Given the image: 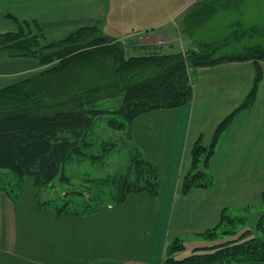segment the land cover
<instances>
[{
  "label": "crops",
  "instance_id": "crops-1",
  "mask_svg": "<svg viewBox=\"0 0 264 264\" xmlns=\"http://www.w3.org/2000/svg\"><path fill=\"white\" fill-rule=\"evenodd\" d=\"M202 1L210 2V0H0V32L15 30L16 21H35L38 30L46 39H58L79 28L94 24H98L102 34H105L103 29L107 24L106 20L110 16L117 17L122 13L124 35L110 37L121 41L124 39V47L132 53L131 55L164 53V50L172 48L173 42L180 36L182 30L184 32L186 30L189 39L197 40V43L200 40L196 37L198 28L218 17L220 12L235 10V13L229 16L231 21H228V25L238 22L246 28L243 30L257 29L264 34V10L260 13L252 9L256 2L264 3V0H213L227 5H218L215 12L189 31L185 24L186 17ZM231 2L233 7H228ZM258 31H255L254 35L248 34L240 38L239 40L247 39L245 42L247 45L243 46L241 51L230 55L239 54L250 46H264L254 40ZM225 32L222 29V33L201 41L218 42L227 37L223 35ZM180 47L181 52L187 50L184 45ZM259 65L261 78L254 100L248 107L238 109L253 86L255 64L251 59L229 60L200 66L190 71L192 86L190 102L174 108L142 113L132 121L130 125L132 131L140 129L144 134L152 130L154 135H161L162 130H169L163 161L166 166L162 176L156 169V194L140 190L129 193L124 199L125 203L135 197L138 208L142 202L151 203L149 239L144 238L145 224L141 222L144 215L141 213L139 217V212L138 221H124V239L117 241L109 236L112 234L110 231L107 232L112 229L111 224L108 227L107 224L99 226L81 224L80 216L91 213L96 216L102 208L85 214L61 213L56 214V219L69 216L66 222L76 225L74 234H80L86 239L85 243L92 245L96 251L99 246L100 254L83 260L79 255L68 257L61 252L56 254V261L24 259L14 262L0 259V264H162L168 246L174 238H179L182 242L184 234L205 237L203 233L216 227L221 214L226 213L228 208L248 210L263 207L264 61H260ZM41 67L39 62L31 57H0V89L32 75ZM233 113L231 121L219 134L208 162L206 170L212 175V184L206 187H192L186 194H182L180 192L182 178L190 168L194 143L199 140L203 146H208L217 125ZM153 165L155 166L154 163ZM47 206L40 208L45 209ZM106 208L111 209L112 205ZM86 229L95 231L89 233ZM46 231L47 229H44L43 233ZM89 235L92 237L89 238ZM117 250L124 251V258L113 255ZM234 264L264 262L242 261Z\"/></svg>",
  "mask_w": 264,
  "mask_h": 264
},
{
  "label": "rangeland",
  "instance_id": "rangeland-1",
  "mask_svg": "<svg viewBox=\"0 0 264 264\" xmlns=\"http://www.w3.org/2000/svg\"><path fill=\"white\" fill-rule=\"evenodd\" d=\"M218 5L226 6L227 3H216L213 0H210V2L202 1L197 8L193 9L185 21L189 31L215 12ZM228 7H233L232 2ZM252 9L261 13L264 10V3L261 1L256 2ZM233 12L235 13V10L220 12L218 17H214V19L198 28L196 37L200 40L197 43V40L191 41L189 39L186 30L185 32L182 30L180 36L173 42L172 48L164 50V53L166 51L181 52L180 45H184L186 49L195 48L198 44L209 42L201 41V39H207L212 35L216 36L220 32L222 33V29L226 31L225 34L223 33L224 36L233 33V37L236 38L228 40L226 44H222L215 49L210 58L227 57L230 53L241 51L242 47L247 45L245 43L247 39H239L244 35H254L255 31L258 30L249 29L245 31L243 29L246 28H243L238 22L232 23L231 26L228 25V21H231L229 16ZM106 21L107 24L103 29L106 35L113 37L124 35V14L121 13L117 17L110 16ZM31 31L33 33L40 32L33 25ZM95 33L97 32L89 31L78 36L77 39H84L87 36H93ZM258 33L254 40L264 45V34H261V31H258ZM77 39L58 42L57 46H49L48 49L60 50L61 55L41 65L42 67L32 74L38 76L34 81L25 85V89L19 90V93L15 96L16 100L13 99L12 102H16L18 106H30L31 102L37 98H42L50 103L61 102L70 94L83 88L110 81L112 71L120 64L102 54V44L92 42L82 47L78 43H73V40ZM114 39L120 41L124 46V39L122 41L117 38ZM72 44H76V46H72ZM74 48L75 50H73ZM126 54L131 55L132 53L126 50ZM120 70H122V67ZM41 72L42 74H40ZM120 101V95L103 98L95 103V107L113 109L119 105ZM106 120L107 118L104 115L94 121L91 128L83 136L80 150L70 155L50 186L41 191L40 202L46 200L50 204L45 209L40 208V205L36 208V187L32 176L18 177L6 169H0V259L14 262L24 259L56 261V254L64 252V256L79 255L84 260L100 254L99 246L96 251L92 245L85 243L86 239L81 237L80 234H74L76 225L66 222V220H69L67 219L70 218L69 216H61V219H56L57 213L53 207L60 206L62 203L66 205V210L70 212L74 210L83 211L84 206H88V209L89 206L94 205L99 206V209L102 208L96 216L91 212H88L91 213L90 215L80 216L81 224H83L82 226L89 223L97 224V226L107 224V227L111 224L112 229L107 230V232L110 231L112 234L109 236H112L111 238L116 241L124 239V221L136 222L138 221V212L139 217L142 213L144 218L141 222L145 224L146 230L144 238L145 240L150 238L151 203L142 202L143 204L141 203L138 208L135 197L130 198L125 203L124 200L115 203L113 198L116 195L119 177L124 176L131 165L130 158L134 161L137 158L135 151L133 150V153L130 148H135L139 156L151 165L154 163L155 166H153L158 169L159 175L162 176L166 166L163 161L167 150L165 146L167 145L169 130H162L161 135H154L151 130L147 132V136L140 129L132 131V127H130L132 122L125 130H114L106 124ZM149 123L152 124L153 122ZM143 135L145 136L143 137ZM133 160L132 164L134 165ZM131 176V179L134 180L136 175L133 173ZM65 178L67 181L64 180ZM161 183L163 184L164 181ZM108 205H112V208L107 209L106 206ZM141 207H144V209ZM226 213L231 216L243 217L241 222L236 219L235 224L229 226L227 223L221 228L222 230L227 228L229 231H234L233 233H224L219 229L213 238L184 234L182 238L184 248L170 252L172 257L176 259L183 258L193 252L202 251L201 249H194L195 247L209 246L232 239L238 237L244 231L243 237L246 238L263 234V231L258 229L257 223L261 214L264 213V206L248 210L228 208ZM81 228L85 229L84 227ZM44 229H47L46 233H43ZM86 231L92 233L95 230L91 232L86 229ZM69 233L71 236L68 235ZM45 235L46 237H44ZM91 237L92 235H89V238ZM43 238L47 239L44 240ZM113 255L124 258V251L117 250ZM223 264L232 263L226 262Z\"/></svg>",
  "mask_w": 264,
  "mask_h": 264
},
{
  "label": "trees",
  "instance_id": "trees-1",
  "mask_svg": "<svg viewBox=\"0 0 264 264\" xmlns=\"http://www.w3.org/2000/svg\"><path fill=\"white\" fill-rule=\"evenodd\" d=\"M16 24L15 30L0 32V57H31L43 65L62 53L58 49H48L49 46H57L58 42L77 39L83 33L94 31L97 33L93 36L73 40V43H78L82 47L92 42L102 44V54L120 64L112 71L110 81L83 88L70 94L61 102L50 103L42 98L35 99L30 106H18L16 102H12L13 99L16 100L15 96L19 90L25 89L24 86L34 81L38 75H30L0 89V169H6L18 177L32 176L36 187L35 204L37 206L50 205L46 200L40 202L41 191L50 186L70 155L80 150L84 134L97 118L105 115L106 124L111 129L125 130L129 123L142 113L174 108L190 102L192 98L190 71L200 66L229 60H253L254 83L238 109L252 104L261 78L259 62L264 61V46L254 45L245 48L239 54L210 58L215 49L226 44L228 40L236 38L233 37V33L218 42H203L184 52L127 55L120 41L114 38L111 42L98 39L101 32L97 24L79 28L59 39L49 40L41 32L31 31L32 25L38 30L35 21H16ZM121 67L124 71L120 70ZM117 95H120L121 101L116 108L95 107L98 100ZM234 113L217 125L208 146H203L199 140L194 143L190 168L182 178L180 188L182 194H186L192 187H206L212 184V175L206 171L208 162L214 152L219 134L231 121ZM130 150L133 153L135 151L137 158L135 161L130 158L131 165L127 172L119 177L116 195L113 198L115 203L122 202L131 192L140 190H147L152 194L157 192L156 168L141 158L135 148ZM133 173L136 175L134 180L131 179ZM64 180L67 181L66 178ZM262 203H264V194ZM84 207L83 211L70 212L62 203L53 208L57 214L88 213L99 208L95 205L89 206V209L88 206ZM242 218L241 216L231 217L223 212L218 225L207 230L203 235L206 238H213L225 224L228 223L231 226L235 224L236 219L241 222ZM263 221L264 213L261 214L257 223L258 229L263 231V234L259 236L246 238L243 237L244 231L232 239L209 246L195 247L194 249L202 251L193 252L180 259L172 257L170 253L184 248L180 239L174 238L168 246L167 255L162 264L264 262ZM222 231L234 232L227 228Z\"/></svg>",
  "mask_w": 264,
  "mask_h": 264
},
{
  "label": "water",
  "instance_id": "water-1",
  "mask_svg": "<svg viewBox=\"0 0 264 264\" xmlns=\"http://www.w3.org/2000/svg\"><path fill=\"white\" fill-rule=\"evenodd\" d=\"M98 39H100L102 41H106V42H111L113 40L112 37L107 36L105 34H101L100 36H98Z\"/></svg>",
  "mask_w": 264,
  "mask_h": 264
}]
</instances>
